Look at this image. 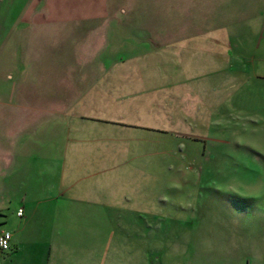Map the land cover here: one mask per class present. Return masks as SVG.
Returning <instances> with one entry per match:
<instances>
[{
  "label": "rangeland",
  "instance_id": "obj_1",
  "mask_svg": "<svg viewBox=\"0 0 264 264\" xmlns=\"http://www.w3.org/2000/svg\"><path fill=\"white\" fill-rule=\"evenodd\" d=\"M39 2L0 0L2 224H14L24 203L60 207L91 264L101 245L106 264H264V123L215 119L229 89L212 78L186 83L195 89L183 87L167 119H143L156 115L143 103L101 101L104 54L89 29L101 25L34 21ZM251 181L260 194L248 213L237 195H249ZM89 198H103L108 212L83 213ZM39 220L37 211L30 222Z\"/></svg>",
  "mask_w": 264,
  "mask_h": 264
},
{
  "label": "crops",
  "instance_id": "obj_2",
  "mask_svg": "<svg viewBox=\"0 0 264 264\" xmlns=\"http://www.w3.org/2000/svg\"><path fill=\"white\" fill-rule=\"evenodd\" d=\"M43 1L34 6V14L38 13L30 16L34 21L101 25L89 28L96 32L97 48L104 54L98 68L103 78L95 87L97 94H102L101 101L113 104L117 97L118 104L143 103L150 106L149 112L156 113L141 115L143 119H167L182 105L179 96L184 95L183 87L195 89L186 83L199 85L212 78L215 88L224 85L229 89V96L215 104V119L247 115L264 123V0ZM64 8L70 13L60 10ZM143 9H147L146 14L140 15ZM132 24L134 29L130 30ZM103 148L101 145L98 151L101 157ZM245 161L250 167V161ZM100 180V184L105 183L103 178ZM251 183L249 195H237L245 201L240 208L230 198L239 210L248 213L260 194L258 183ZM40 199L45 200L44 196ZM84 201L83 213L87 215L108 212L103 198ZM20 207L24 213L19 215L17 210L11 226L3 225L0 219V233L4 229L12 233L10 249L0 247V264H91L87 256L77 255L78 246L71 241L76 237V228L61 224L63 212L59 206V211H49L51 214L27 203ZM37 211L40 220L30 222ZM92 244L90 241L89 247ZM99 249L101 256H96L95 263L106 264L109 246L101 245Z\"/></svg>",
  "mask_w": 264,
  "mask_h": 264
},
{
  "label": "built area",
  "instance_id": "obj_3",
  "mask_svg": "<svg viewBox=\"0 0 264 264\" xmlns=\"http://www.w3.org/2000/svg\"><path fill=\"white\" fill-rule=\"evenodd\" d=\"M18 213H19V215H23L24 208L20 207L18 209ZM11 237H12V233L8 229H4L0 233V247H1V249H3V250L10 249V247H11Z\"/></svg>",
  "mask_w": 264,
  "mask_h": 264
}]
</instances>
